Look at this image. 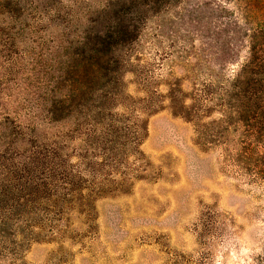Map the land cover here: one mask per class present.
<instances>
[{
	"label": "rangeland",
	"instance_id": "374dc122",
	"mask_svg": "<svg viewBox=\"0 0 264 264\" xmlns=\"http://www.w3.org/2000/svg\"><path fill=\"white\" fill-rule=\"evenodd\" d=\"M15 1L25 31L19 72L0 81V119L39 141L68 130L59 151L80 177L50 178L47 192L80 183L86 207L40 213V239L29 244L24 228L0 241V264H261L264 81L244 67L254 19L243 20V1L180 0L147 22L125 47L112 143L47 124L40 100L65 36L108 0Z\"/></svg>",
	"mask_w": 264,
	"mask_h": 264
},
{
	"label": "trees",
	"instance_id": "16d2710c",
	"mask_svg": "<svg viewBox=\"0 0 264 264\" xmlns=\"http://www.w3.org/2000/svg\"><path fill=\"white\" fill-rule=\"evenodd\" d=\"M178 1L108 0L97 8L96 17L87 18L86 28H71L60 47L61 54L53 62L54 67L50 66L51 73L44 88L46 92L40 99L47 124H69L73 134L88 126L93 134L87 137L95 139L96 143H112L119 138L115 134L117 129H114L118 121L115 125L110 117L115 113L116 106H123L116 85L120 84V75L126 63L125 47L139 39L147 22L157 18L162 7ZM242 1L243 20L247 22L248 17L254 19L250 31L249 59L244 67L254 66L258 71L263 70L261 80L264 81V0ZM0 15L7 16V21L0 23L1 81L19 72L16 64L21 57L17 41L24 35L25 29L20 22L22 5L19 1L0 0ZM60 20L66 28H70L69 22L72 21ZM8 119H0V241L4 243L10 237L21 236L25 228L30 244L40 239L33 233L34 228L48 224L41 214L53 212L56 217H61L64 212L74 210L75 206L86 207V200L80 183L74 185L66 181L65 189L63 187L67 191L66 197L56 191L47 192L50 178L64 180L65 174L77 179L80 177V172H66V157L59 151L63 139L61 134L68 133V130L53 131L47 139L39 141V137L30 133L31 128L20 121L9 124L3 121ZM112 129L111 135L115 138L108 139L110 134L107 132ZM95 132L100 137H92ZM75 140L80 141V137ZM18 143L17 150L15 146ZM35 174L41 177H34ZM34 178H37L36 182ZM89 205L90 201L87 202ZM260 260L264 264V255Z\"/></svg>",
	"mask_w": 264,
	"mask_h": 264
}]
</instances>
